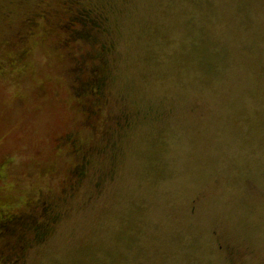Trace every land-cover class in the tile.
<instances>
[{
    "label": "rangeland",
    "instance_id": "obj_1",
    "mask_svg": "<svg viewBox=\"0 0 264 264\" xmlns=\"http://www.w3.org/2000/svg\"><path fill=\"white\" fill-rule=\"evenodd\" d=\"M84 2L110 11L104 94L109 113L132 112V126L88 154L81 189L57 201L60 217L20 264H229L215 235L245 264L264 260V0ZM44 3H21L0 33ZM66 30L59 46L40 22L23 61L0 71V160H11L0 195L13 210L55 188L70 161L55 135L77 129L99 143L79 110L78 72L67 69L82 41ZM11 52L0 47V59Z\"/></svg>",
    "mask_w": 264,
    "mask_h": 264
},
{
    "label": "flooded vegetation",
    "instance_id": "obj_2",
    "mask_svg": "<svg viewBox=\"0 0 264 264\" xmlns=\"http://www.w3.org/2000/svg\"><path fill=\"white\" fill-rule=\"evenodd\" d=\"M27 0H5L3 9L0 8V23L4 19L13 17L15 8ZM109 9L106 7H97L95 4L84 2V0H45L44 6L32 8L20 20V26L6 36L0 33V47L11 49V55L0 59V71L7 65L19 64L30 50L28 40L34 36L39 28V23L43 22L45 27H51L52 32L57 34L59 46H68L66 40H70L71 33L66 30L69 28L76 37L82 41L75 50L67 51V56L71 60L68 71L78 72L77 80L79 89H83L84 95L77 100L79 110L83 115L87 128L94 130L96 120L99 114L97 109L100 103H106L104 93L98 91L97 83L101 86L106 82V68L108 58L107 50L109 44L103 41L104 25L107 22ZM71 15L73 17H71ZM76 24L75 29L70 25ZM67 32V36L62 38L61 31ZM91 77L92 82H91ZM76 79L70 77V86L74 92L77 88ZM92 83H96L92 85ZM127 111V110H125ZM125 111H115L114 117L109 120L115 128L128 126V114ZM128 112V111H127ZM113 113H109L111 115ZM130 116V115H129ZM132 124L129 126L131 127ZM55 149H65V154L70 158L62 174L54 182L55 188L51 186L38 188L34 196L24 201V206L18 209L12 207V198L9 194L0 195V219H6L10 223H17L21 217L29 218L41 222L43 228L50 233L49 227L60 217L61 211L57 201L73 197L82 187L86 176L89 175L88 154L90 150L87 144L81 140L77 129H67L61 131L53 137ZM11 162L5 158L0 160V180L5 176L2 170ZM105 174H103L104 176ZM95 181V185L100 187L102 178ZM48 229V230H47ZM35 232V231H34ZM217 248L226 254V259L233 261V264H245V256L232 244H225L219 236L215 235ZM44 240V239H42ZM37 242H30V238L23 239L13 246H7L0 242V264H20L26 255L27 249L36 246ZM245 255V254H244ZM6 258V259H5ZM5 259V260H4ZM257 264V263H254Z\"/></svg>",
    "mask_w": 264,
    "mask_h": 264
},
{
    "label": "trees",
    "instance_id": "obj_3",
    "mask_svg": "<svg viewBox=\"0 0 264 264\" xmlns=\"http://www.w3.org/2000/svg\"><path fill=\"white\" fill-rule=\"evenodd\" d=\"M1 2V6L3 7V4L5 3V0H0ZM106 58H108V55H106ZM106 77V75H105ZM92 77H91V82H92ZM96 83H92V85H94ZM105 84L106 82L103 83V85L101 86V83H97L98 86V91L100 93V87H101V91L104 93V88H105ZM105 97V94H104ZM106 103H100V108L97 109V120H96V128H94V130H90L89 131L94 134V133H98V129H99V143L93 148L92 145L87 144V147L90 150V153L94 152L95 155H99V154H103L106 152V150L109 148L108 145V137L111 135V131L115 130H122V129H127L129 128V126L132 124L131 118H130V114L132 113L130 110L126 109V108H122L117 110V113L119 111H125L128 114V126L126 127H122V128H115L116 126L114 124H112L111 121L112 118L117 119V117H114V115L116 114L115 112H113V114L109 115V111L112 109L111 107L108 108V104L107 101H105ZM108 108V109H107ZM101 121V126H99V123ZM104 121V124L102 123ZM107 121L111 122L110 125L107 126ZM89 125H85L86 129ZM89 153V154H90ZM104 173H99L96 175H103ZM100 176L97 177V179ZM101 181V180H98ZM93 182V180H92ZM96 183V182H95ZM94 183V184H95ZM101 185V184H100ZM92 189L94 190H98L99 187H97L96 185L92 186ZM1 204V203H0ZM5 224V226L3 225V223ZM7 227L9 230H7ZM48 230V229H47ZM35 231V232H34ZM49 231L51 232V227H49ZM49 233L43 228L41 222H38L36 220H32L30 219V217L25 218V217H21L19 219H17V223L12 224L10 223L8 220L6 219H0V242H2L3 244L7 245V246H13L15 245V243L22 241L23 239H28L30 238V242H37V244H39L41 241H43L42 239H45L47 237ZM233 264V261L230 263ZM257 264H264V260L257 262Z\"/></svg>",
    "mask_w": 264,
    "mask_h": 264
}]
</instances>
